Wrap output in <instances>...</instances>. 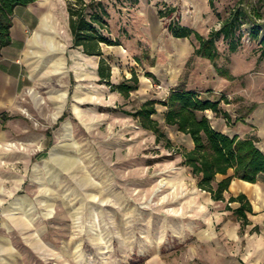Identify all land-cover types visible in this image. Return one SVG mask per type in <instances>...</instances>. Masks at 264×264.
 Masks as SVG:
<instances>
[{"label": "rangeland", "instance_id": "1", "mask_svg": "<svg viewBox=\"0 0 264 264\" xmlns=\"http://www.w3.org/2000/svg\"><path fill=\"white\" fill-rule=\"evenodd\" d=\"M247 1L252 15H262V39L264 1ZM86 2L101 3L109 14L98 29L117 44L102 45L112 82L135 72L139 88L125 98L100 84L93 68H71L81 66L82 49L73 48L64 28L58 40L33 43V80L20 94L29 115L22 112L23 120L4 131L0 120L1 133H11L0 146L15 145L0 154V264H264V201L256 209L250 190L239 189L255 212L241 235L234 214L240 204L229 202L238 190L232 185L225 200L215 202L198 187L179 154L193 148L190 136L166 124L167 109L159 103L176 89L220 102L231 118L207 111L212 126L253 137L264 151V60L260 42L250 38L252 24L244 26L234 54L222 38L217 41L218 66L233 80L194 56L191 40L168 30L178 23L207 36L220 28L217 14L227 17L240 0H214V8L210 0ZM61 3L67 10V1ZM169 7L176 11L162 18L159 11ZM149 100L158 103L153 118L169 146L125 113ZM257 184L264 188V181ZM49 211L53 218H44ZM256 225L260 234H251Z\"/></svg>", "mask_w": 264, "mask_h": 264}, {"label": "trees", "instance_id": "2", "mask_svg": "<svg viewBox=\"0 0 264 264\" xmlns=\"http://www.w3.org/2000/svg\"><path fill=\"white\" fill-rule=\"evenodd\" d=\"M36 1L38 0H0V53L3 48L13 43L11 29L15 9L19 6H29ZM66 1L73 48H81L83 54L87 56L99 57L97 70L99 83L108 86L111 92H118L128 98L131 92L138 90L140 81L134 72L129 80L119 84L112 83V66L104 58L102 45L117 44L98 29V27H105V18L109 17L108 12L101 3L95 6L93 2L87 3L86 0ZM213 1L210 0L212 8H214ZM248 3L249 1L240 0L239 5L225 18L217 14L220 28L212 29L207 36L178 23H171L168 30L175 38L191 40L195 45L194 56L210 60L221 77L233 80L234 77L228 70L218 66L220 54L217 41L219 39L222 38L228 45L229 52L234 54L242 46L244 26L251 23L250 38L252 41L260 42L259 62L264 60V38L261 39V25L257 21L262 18V15L258 12L252 15ZM175 11L176 8L169 7L166 10H160L159 15L162 18L170 17ZM147 76L155 78L152 74ZM159 103L167 107L166 124L175 126L179 132L191 137L194 148L179 154H182L184 165L192 170L194 177L198 180V187L209 192L213 201L225 200L224 193L229 191L234 178L251 184L264 181V152L256 145V139L239 135L230 137L212 127L210 119L205 114L207 111L222 116L227 122L231 118L229 113L220 110V102L202 100L195 92L176 89L166 100ZM157 104L156 101L149 100L139 110L125 113L138 120L144 129L153 132L158 142L166 140L169 146L171 140L167 138L159 123L153 119V116L157 114ZM200 113L201 116H199ZM2 119L4 122L8 120L7 116H3ZM230 170H234V176H228ZM218 175L226 177L217 182ZM229 202L240 204L234 209V214L241 224L240 234L243 235L247 227L251 225L249 215H255L253 205L244 193L232 195ZM250 233L260 234V227L254 226Z\"/></svg>", "mask_w": 264, "mask_h": 264}, {"label": "crops", "instance_id": "3", "mask_svg": "<svg viewBox=\"0 0 264 264\" xmlns=\"http://www.w3.org/2000/svg\"><path fill=\"white\" fill-rule=\"evenodd\" d=\"M61 1L63 2L64 0H38L29 6H19L15 9L12 19L13 26L11 29L13 43L3 48L0 53V120L3 116H7L8 118V120L2 122L3 124L1 123V131H4L5 126L7 124L10 125L14 120H23L22 112L24 109L23 103L20 100V94L22 88L28 87L26 81L31 82L33 80L35 72V68L32 66L34 63L32 58L35 53L33 43L45 39L58 40V38H60L58 30H62L63 28V34L66 35L68 39L72 40L68 9L65 11L63 10ZM66 15H68V21H66ZM51 31H54V33ZM102 50L104 53L103 46ZM82 54L83 52H81V55ZM104 58L107 59L105 53ZM88 59H91V65L88 64ZM79 61L81 62V66L71 68H93L95 77L99 79L97 71L100 61L99 57L87 56L81 58ZM164 108L167 109V107ZM219 126L222 127V123L219 122ZM1 131L0 142L5 141L7 135L11 134L8 130H6L7 133L5 135L2 134ZM217 131L230 137L238 135L236 133L229 135L224 130ZM190 140L193 143L191 137ZM192 147L194 148V143L191 148ZM234 173V170H230L228 176H234ZM225 177L226 176L218 175L217 181L219 182ZM236 180L238 179H233L231 186L236 183ZM241 187H243V185L239 186V189ZM239 189L238 192L240 194L241 190ZM241 193L244 192L242 191Z\"/></svg>", "mask_w": 264, "mask_h": 264}, {"label": "bare ground", "instance_id": "4", "mask_svg": "<svg viewBox=\"0 0 264 264\" xmlns=\"http://www.w3.org/2000/svg\"><path fill=\"white\" fill-rule=\"evenodd\" d=\"M55 45V44H54ZM83 56L84 58L87 57L85 54L81 55ZM29 94H32L33 91H29L28 92ZM24 114L26 115H29L27 113V111H24ZM4 142V141H2ZM15 145H13V143L11 144H7V143H4L0 146V154L2 153V151H8V150H11ZM247 188L248 190H250V195L251 197L253 198L254 200V204H255V207L256 209H259L260 206H259V201L262 202L264 201V188L261 187L259 184H251V183H248V182H245V181H239V182H236L233 184V190L234 191H237L239 189V186H242ZM164 188V183H161L160 186L155 190L154 194L157 196L161 191L162 189ZM53 214L54 212L53 211H49L47 213H45L43 216L44 218H47V219H52L53 218ZM30 222L32 223L33 222V219H30ZM76 248H80V244L76 246Z\"/></svg>", "mask_w": 264, "mask_h": 264}]
</instances>
